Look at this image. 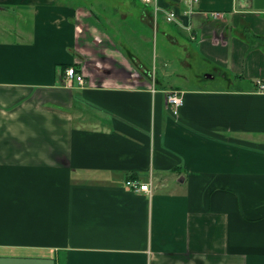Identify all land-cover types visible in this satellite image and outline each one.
Listing matches in <instances>:
<instances>
[{
	"label": "crops",
	"instance_id": "obj_1",
	"mask_svg": "<svg viewBox=\"0 0 264 264\" xmlns=\"http://www.w3.org/2000/svg\"><path fill=\"white\" fill-rule=\"evenodd\" d=\"M94 1L0 0V264H264V8L160 0L182 85L124 48L163 11Z\"/></svg>",
	"mask_w": 264,
	"mask_h": 264
},
{
	"label": "rangeland",
	"instance_id": "obj_2",
	"mask_svg": "<svg viewBox=\"0 0 264 264\" xmlns=\"http://www.w3.org/2000/svg\"><path fill=\"white\" fill-rule=\"evenodd\" d=\"M83 2V4H87V6L92 5L95 8H100L98 1L94 0H78ZM103 2V6L106 8L109 7L108 2L106 0H101ZM119 3L116 9L114 10H106L102 12L103 15L111 16L112 14H121L125 12V5L123 1H116ZM123 3V4H122ZM101 5V6H102ZM100 11V9L98 10ZM109 11V13H108ZM106 22V26L108 22ZM172 25L170 22L166 21V18L160 14L157 18V27L156 31L153 30V33H149V39L146 42L137 41L135 43L124 44V48H128L130 50H135V54L138 55L142 62L148 65L152 71L158 73L159 78L161 80L164 78L165 80L174 81L177 83L194 85L197 83H202L203 81L198 80V76L200 75L202 78L206 77L207 65L203 64V60L193 52L191 55H187L185 45L187 43L186 39L181 40V42L176 43L172 42L171 38H168L166 34L171 31ZM184 75V76H183ZM185 76H188L190 79L188 82L185 80ZM220 81L217 79L215 82L218 84Z\"/></svg>",
	"mask_w": 264,
	"mask_h": 264
},
{
	"label": "built area",
	"instance_id": "obj_3",
	"mask_svg": "<svg viewBox=\"0 0 264 264\" xmlns=\"http://www.w3.org/2000/svg\"><path fill=\"white\" fill-rule=\"evenodd\" d=\"M143 3L147 5H151L155 11V15L158 14V12L163 11L165 18L168 22H174L179 17V12L176 10V8H169V7H163L160 3V0H141ZM191 4L197 2V0H189ZM193 12V9L191 10ZM67 75L70 79L76 78V80L82 84L84 82V77L82 74L78 73L75 67L71 66L67 68ZM257 84L259 86L260 91H264V79H258ZM167 99L169 104L173 108L174 113H178L179 108L184 102V98L181 94V92L177 90H172L168 93ZM127 185L130 186L135 191H152V186L150 182H141L138 179H128Z\"/></svg>",
	"mask_w": 264,
	"mask_h": 264
},
{
	"label": "water",
	"instance_id": "obj_4",
	"mask_svg": "<svg viewBox=\"0 0 264 264\" xmlns=\"http://www.w3.org/2000/svg\"><path fill=\"white\" fill-rule=\"evenodd\" d=\"M254 5L256 8H264V0H254Z\"/></svg>",
	"mask_w": 264,
	"mask_h": 264
}]
</instances>
